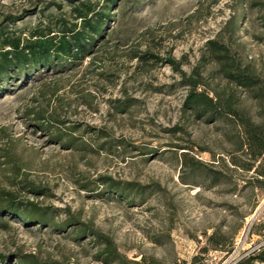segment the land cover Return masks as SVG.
Listing matches in <instances>:
<instances>
[{
	"label": "rangeland",
	"instance_id": "1",
	"mask_svg": "<svg viewBox=\"0 0 264 264\" xmlns=\"http://www.w3.org/2000/svg\"><path fill=\"white\" fill-rule=\"evenodd\" d=\"M86 1L109 15L90 50L63 68L12 77L0 92V207L34 203L49 217L41 224L0 213V264L19 256L110 264L93 232L122 257L111 264H237L260 253L264 183L233 164L249 162L242 127L185 111L188 89L161 60L181 59L190 72L230 24L242 61L264 80V0H0L3 39L60 34ZM147 51L159 61L146 64L139 54ZM237 92L259 120L257 99ZM103 178L127 186L123 196ZM84 225L80 236L75 227Z\"/></svg>",
	"mask_w": 264,
	"mask_h": 264
},
{
	"label": "trees",
	"instance_id": "2",
	"mask_svg": "<svg viewBox=\"0 0 264 264\" xmlns=\"http://www.w3.org/2000/svg\"><path fill=\"white\" fill-rule=\"evenodd\" d=\"M114 3L115 0H107ZM109 15L104 10H96L89 1L81 2L76 6L77 22L72 26H66L60 30V34H53L54 31H39L31 34L27 39L21 37L6 36L3 39L4 30L0 31V92L7 89L9 80L12 77L20 78L22 82L36 69L44 67H64L65 60L73 61L83 56L90 50L91 45L102 36L105 31V24ZM78 20L81 22L78 23ZM15 21V19H12ZM236 28L234 25H227L217 37L209 39L202 51L198 62L190 72L183 70L184 62L175 57L164 58L161 61L171 65L174 71L180 73V84L187 87L188 92L184 100V110L191 113L196 119L206 122H214L224 117H231L242 127L246 145L245 154L249 156V162L241 164L233 159V164L243 167L246 171L255 169L256 181L264 183V80L257 73L256 68L244 63L237 49ZM238 45V44H237ZM145 59V63L159 57L150 51L139 54ZM212 66L209 70L208 67ZM248 92L251 97L257 99L260 104L258 113L259 120H255L241 107V95L237 90ZM61 137V136H58ZM73 139L65 145H70ZM187 153V152H184ZM186 160L187 154H183ZM259 162V163H258ZM258 163V164H257ZM103 185L113 192L123 196L127 186L111 178H103ZM37 192V189H33ZM7 212L10 215H17L26 221L39 220L41 224L49 221L45 209L31 203L28 210L20 209L15 201H9L7 205H1L0 213ZM76 220L70 219L64 226L74 224ZM63 229V228H62ZM76 231L80 236L87 234V226H77ZM99 245L106 243L98 257H102L107 263H114L121 256L113 248L109 239L99 233L93 232ZM215 249L222 245V240H214V235L209 237ZM1 261L4 260L0 256ZM264 264V249L254 255L238 261L237 264ZM17 264H46L26 256L17 257ZM152 264H158L153 262Z\"/></svg>",
	"mask_w": 264,
	"mask_h": 264
},
{
	"label": "built area",
	"instance_id": "3",
	"mask_svg": "<svg viewBox=\"0 0 264 264\" xmlns=\"http://www.w3.org/2000/svg\"><path fill=\"white\" fill-rule=\"evenodd\" d=\"M264 244V242L262 243V245Z\"/></svg>",
	"mask_w": 264,
	"mask_h": 264
}]
</instances>
